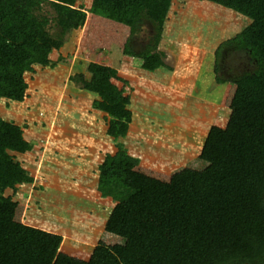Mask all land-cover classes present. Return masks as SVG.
<instances>
[{"label": "rangeland", "instance_id": "obj_1", "mask_svg": "<svg viewBox=\"0 0 264 264\" xmlns=\"http://www.w3.org/2000/svg\"><path fill=\"white\" fill-rule=\"evenodd\" d=\"M51 3L0 0V31L19 34L27 13L52 18L57 12ZM90 6L91 0L73 4L84 10ZM125 16L109 14L91 29L85 24L70 30L50 50L51 65L24 74L28 88L23 102L0 99V117L22 127L23 139L32 145L31 151L13 155L34 178L17 187L2 213L60 234L57 257L76 264L88 261L99 240L125 243L119 228L129 206L97 191L98 166L116 151V144L139 159L135 175L157 183L177 186L189 171L206 168L198 159L203 140L212 125H226L234 92L231 83H225L231 84L226 89L216 80L213 58L215 63L221 43L251 21L206 0H172L159 46L167 55L153 65L124 54L130 33L123 25ZM142 27L132 37L134 50H142L153 36L148 20ZM48 32L53 38L59 35ZM238 52L232 45L220 51V75L226 80L255 69ZM106 67L133 87L132 124L127 137L118 140L107 135L109 116L93 106L99 96L90 85Z\"/></svg>", "mask_w": 264, "mask_h": 264}, {"label": "trees", "instance_id": "obj_2", "mask_svg": "<svg viewBox=\"0 0 264 264\" xmlns=\"http://www.w3.org/2000/svg\"><path fill=\"white\" fill-rule=\"evenodd\" d=\"M50 1L57 12L52 18L27 13L19 34L0 31V99L23 102L28 88L24 74L51 65L50 50L58 48L70 30L85 24L91 29L109 14L126 13L123 25L130 33L125 55L155 64L166 58L159 44L172 0H91L89 10L73 8L76 0ZM206 1L251 20L216 50L218 83L228 82L219 67L224 45L241 51L239 57L245 56L244 62L255 64V69L229 80L235 89L228 121L224 127L209 128L198 155L206 168L189 171L180 185L135 175L133 168L140 161L122 144L106 155L98 166L97 191L102 198L129 206L119 228L125 243L99 240L85 264H264V0ZM145 20L153 36L142 50H134L132 37ZM49 28L59 37H51ZM96 69L93 65V73ZM94 78L90 87L99 98L93 106L109 116L107 135L114 140L127 137L133 87L108 67ZM22 129L0 117V264H76L57 257L60 234L2 213L18 186L34 182L13 155L32 150Z\"/></svg>", "mask_w": 264, "mask_h": 264}, {"label": "crops", "instance_id": "obj_3", "mask_svg": "<svg viewBox=\"0 0 264 264\" xmlns=\"http://www.w3.org/2000/svg\"><path fill=\"white\" fill-rule=\"evenodd\" d=\"M164 32H165V29H163L162 37H163V33H164ZM162 37H161V41H162ZM161 41H160V44L162 43ZM160 44H159V46H160ZM165 54L167 55V53H165ZM167 57H168V56H167ZM146 62H147V63H151V64H153V65H156L154 62H151V61H148V60H146ZM214 64H215V63H214V58H213V64H212V65H213V68H212V72H213V70H214ZM174 70H175V69H174ZM173 76H174V73H173V75H172L169 79L171 80V79L173 78ZM213 76H214V73H213ZM127 80H128V79H127ZM213 80H214V79H213ZM229 80H230V79H227L228 83H230ZM129 83H130V82H129ZM170 83H171V81L169 82L168 87H170ZM225 83H227V82H225ZM225 83H219V84L222 85V86H221L222 88H226V89L228 88L229 85L232 84V86H233L234 89H235V85H234L233 83H231V84H225ZM130 85H131V83H130ZM131 86H132V85H131ZM218 87H219V86H218ZM170 89H171V87H170ZM206 135H207V133H206ZM206 135H205V138H206ZM205 138H204V140H205ZM204 140H203V141H204ZM201 147H202V146H201Z\"/></svg>", "mask_w": 264, "mask_h": 264}, {"label": "bare ground", "instance_id": "obj_4", "mask_svg": "<svg viewBox=\"0 0 264 264\" xmlns=\"http://www.w3.org/2000/svg\"><path fill=\"white\" fill-rule=\"evenodd\" d=\"M199 11V9H197ZM209 9H207V11L204 10L205 13H209L210 11H208ZM203 12V11H202ZM208 16V14H206Z\"/></svg>", "mask_w": 264, "mask_h": 264}]
</instances>
